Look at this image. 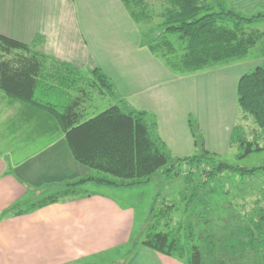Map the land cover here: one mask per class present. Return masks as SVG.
<instances>
[{"label":"crops","instance_id":"0c3cea01","mask_svg":"<svg viewBox=\"0 0 264 264\" xmlns=\"http://www.w3.org/2000/svg\"><path fill=\"white\" fill-rule=\"evenodd\" d=\"M226 2L232 10L245 12L264 5V0ZM136 26L119 0H0V35L27 45L40 38L50 59L88 79L98 68L112 83L111 94L89 93L82 106L86 103L93 112L92 96L106 97L113 99L107 107L121 101L126 108L146 112L174 158L199 151L190 124L197 127L203 149L225 155L238 114L237 82L258 65L247 70L240 60L176 75L141 44ZM0 101L13 105L1 92ZM30 110L26 112L31 115ZM20 120L15 109L7 139L28 130ZM27 135L22 148L15 149L22 158L0 160V213L34 189L92 174L74 160L57 132L28 130ZM89 194L0 218V264H187L143 245L133 248L131 241L139 232H134V208L106 193Z\"/></svg>","mask_w":264,"mask_h":264},{"label":"trees","instance_id":"16d2710c","mask_svg":"<svg viewBox=\"0 0 264 264\" xmlns=\"http://www.w3.org/2000/svg\"><path fill=\"white\" fill-rule=\"evenodd\" d=\"M119 1L136 25L140 21L144 23L151 20L146 0ZM163 1L166 5L158 16L164 28L144 40L143 46L173 74L189 75L242 60L262 37V33L256 30L246 34L244 26L257 19L264 20V15L244 18L232 11L209 12L206 0ZM226 19L235 21L233 27L226 23ZM166 35L176 37L181 52ZM41 42L40 38H36L27 45L0 35V92L8 101L31 109L32 114L25 122L31 129L61 135L74 160L89 168L92 174L34 189L25 200L0 213V218L25 215L53 203L89 196L83 190V185L87 183L129 187L146 183L158 174L170 179L181 174L183 166L190 169L184 174V182L192 186L193 190L188 197L186 191L181 193L182 198L187 199L185 206L195 199L196 188L198 191L206 189L224 171L240 178L251 177L256 173L264 176V166L249 169L217 161L216 155L203 149L197 127L192 124L190 127L195 144L199 147L198 153L184 158L172 157L158 137L149 114L126 108L120 105L123 104L121 101L119 105L109 106L93 117L83 118L82 102L89 93L111 94L112 83L98 68L91 71L92 79H88L73 67L47 58L42 52ZM71 91L76 92V96L70 94ZM236 97L241 118H250L264 134V64L240 76ZM238 128L235 125L231 139L242 150L239 158L258 151L260 148L255 142L237 138ZM197 165H205L207 169L200 170V175L205 178L193 186L192 170ZM172 210V203H161V207L152 208L149 220L131 241L132 247L143 245L157 253L186 260L187 264H225L215 250V237L206 235L202 238L201 231H195L191 224L188 225L191 230L186 238L189 245H184L181 228L168 227ZM253 225L258 233L263 229L258 241L264 248V214L259 215L256 223H249L245 228L248 233ZM194 241L197 243L194 244ZM252 264H264V260Z\"/></svg>","mask_w":264,"mask_h":264},{"label":"rangeland","instance_id":"374dc122","mask_svg":"<svg viewBox=\"0 0 264 264\" xmlns=\"http://www.w3.org/2000/svg\"><path fill=\"white\" fill-rule=\"evenodd\" d=\"M146 1L149 4L148 10L151 20L144 23L140 21L136 26V29L140 33L142 45L144 40L164 28L158 15L166 3L163 0ZM205 2L209 5V12L231 10L244 18L264 15V5L255 7L253 11L245 12L236 9L232 10V6L226 0H206ZM226 23L230 27H233L235 21L226 19ZM244 29L246 34H249L253 30L262 33V37L248 50L246 57L241 61L242 65L247 67V70H250L254 65L264 64V20L257 19L253 23L245 25ZM166 37L175 45L179 52L182 51L175 36L166 35ZM45 56L50 58L47 55ZM92 93L94 96L97 94L96 92ZM94 96L90 100L94 111L91 112L85 103L82 106L83 117H89L103 110L113 101V99L106 100V97L103 99L94 98ZM15 109H19V117L22 121L26 122L29 120V118L26 119L30 114L26 112L27 108L25 106L18 103L11 105L0 101V160L2 161L8 160V162H14L22 158L23 155L17 154L16 152L18 151L15 149L17 146L22 148L20 145L25 144V136H28V130L35 131L34 128L29 129L30 126L25 124L28 130L20 132L21 137H15V140L5 137L10 118L15 113ZM235 125L239 127L236 133L237 138H243L251 143L255 142L260 149L243 158H239V153L242 150L239 149L238 144L235 141L233 142L232 139L229 151L223 156H217L216 160L231 166L249 169L255 166H264V134L250 118L244 120L239 113L237 114ZM43 142L48 141L44 140ZM14 150L15 152H13ZM202 169H207V167L205 165H197L192 170L194 171L193 186L200 184L202 179L205 178L204 175H200V170ZM189 170L188 166H183L180 169L182 171L181 174L171 176L170 179H165L162 175L158 174L146 183L129 187H108L87 183L83 185V190L87 193H106L113 196L120 203L133 207L135 210L134 232L135 230L140 231L149 220L152 208L161 207V203L168 205L172 203L173 210L170 212L171 220L168 227L181 228L180 234L186 247L188 244L186 238L191 230V227L188 225L191 224L195 231L196 229L199 233L201 231L200 236L202 238L206 235L215 237L213 238V242H216L215 250L219 257L224 260L225 264H252L254 261H263L264 248L259 245L258 241L261 238L263 229L258 233V230L253 225V228L250 227L252 229L251 232L248 233L245 228L252 221L256 223L259 215L264 214V176L256 173L251 177L240 178L229 171H224L215 177L206 189L202 191L199 189L200 191H198L196 188L195 199H193L189 206H185L187 199H183L181 193L186 191L188 197L190 191H193L191 190L192 186H188L184 182V174ZM93 173L96 174L95 172ZM107 177L119 182V180L113 179L110 176ZM196 243L194 241V244ZM206 243H204V246ZM120 254L123 255L124 251ZM93 262L95 263V260Z\"/></svg>","mask_w":264,"mask_h":264}]
</instances>
